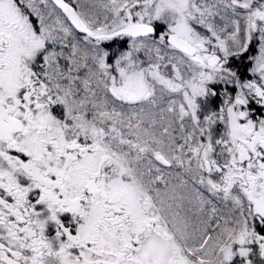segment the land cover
Masks as SVG:
<instances>
[{"label": "snow or ice", "instance_id": "1", "mask_svg": "<svg viewBox=\"0 0 264 264\" xmlns=\"http://www.w3.org/2000/svg\"><path fill=\"white\" fill-rule=\"evenodd\" d=\"M0 264H264V0H0Z\"/></svg>", "mask_w": 264, "mask_h": 264}]
</instances>
